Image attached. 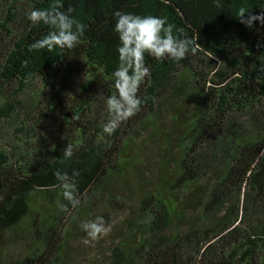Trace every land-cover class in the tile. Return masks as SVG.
Segmentation results:
<instances>
[{"label": "trees", "instance_id": "1", "mask_svg": "<svg viewBox=\"0 0 264 264\" xmlns=\"http://www.w3.org/2000/svg\"><path fill=\"white\" fill-rule=\"evenodd\" d=\"M51 3L0 0V264H80L71 228L128 205L106 264H264V24L236 18L264 0H63L80 44L29 51L48 29L26 13ZM115 11L167 17L197 44L179 63L145 57L141 109L109 136Z\"/></svg>", "mask_w": 264, "mask_h": 264}, {"label": "clouds", "instance_id": "2", "mask_svg": "<svg viewBox=\"0 0 264 264\" xmlns=\"http://www.w3.org/2000/svg\"><path fill=\"white\" fill-rule=\"evenodd\" d=\"M63 0H52L47 8H32L26 13L27 21L33 27L45 26L46 35L29 45V51L45 50L49 53L58 50H72L77 47L84 35L86 25L72 16V9H64ZM249 8L239 7L236 18L247 27L253 21L264 24V12L256 15L245 13ZM113 31L118 40L116 48L117 66L112 71V84L115 95H102L105 107L110 117L104 123L103 133L111 136L121 123L134 117L141 109L143 100L138 95L140 86L151 77L150 67L145 63V57H150L157 63L171 61L179 63L188 54L196 52V40L187 36L182 29L170 23L167 17L157 15H138L131 12H113ZM264 73V67L260 68ZM73 156V146L63 149L65 160ZM55 178L59 182L60 195L72 209H76L81 200L76 195L74 179L66 172L57 170ZM61 211H66L60 205ZM79 228L85 233L87 245L101 238L110 227L106 226L102 216L83 221Z\"/></svg>", "mask_w": 264, "mask_h": 264}, {"label": "rangeland", "instance_id": "3", "mask_svg": "<svg viewBox=\"0 0 264 264\" xmlns=\"http://www.w3.org/2000/svg\"><path fill=\"white\" fill-rule=\"evenodd\" d=\"M113 192H115L113 190ZM116 205L115 203H113ZM131 204L133 206V200L131 201ZM121 207L123 205H120ZM129 206V205H128ZM127 206V208H128ZM125 209V213H119L118 211H110L107 209V211H104L102 209L96 210L94 217L96 216H102L104 218L106 226L110 227V231H108L105 235H103L101 238L97 239L94 242H90L89 244H85L84 240L87 239L85 233L80 229V233L75 230L74 227L71 228V234H69L68 240H69V246L68 251L71 255H74L77 258V261L80 264H106L102 259H99L103 257L110 246L111 240L117 239L119 234H122L124 229V217L127 215V212L129 209ZM121 211V210H120ZM94 212V211H93ZM102 214V215H99ZM84 219V217L80 218ZM12 240L17 242V236H10ZM8 238V240H10ZM16 238V239H14ZM20 251H14V255L19 254ZM2 264H5L2 262Z\"/></svg>", "mask_w": 264, "mask_h": 264}]
</instances>
